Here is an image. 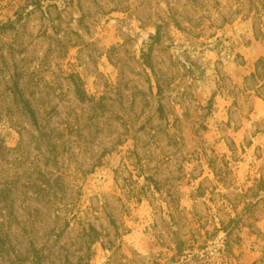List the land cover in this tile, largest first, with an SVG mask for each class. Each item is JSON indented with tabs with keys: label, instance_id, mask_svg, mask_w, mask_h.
<instances>
[{
	"label": "rangeland",
	"instance_id": "rangeland-1",
	"mask_svg": "<svg viewBox=\"0 0 264 264\" xmlns=\"http://www.w3.org/2000/svg\"><path fill=\"white\" fill-rule=\"evenodd\" d=\"M0 264H264V0H0Z\"/></svg>",
	"mask_w": 264,
	"mask_h": 264
}]
</instances>
